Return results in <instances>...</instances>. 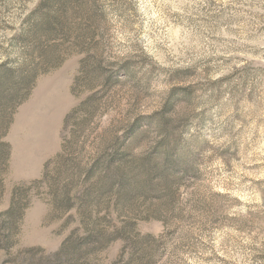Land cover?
I'll list each match as a JSON object with an SVG mask.
<instances>
[{"label":"rangeland","instance_id":"1","mask_svg":"<svg viewBox=\"0 0 264 264\" xmlns=\"http://www.w3.org/2000/svg\"><path fill=\"white\" fill-rule=\"evenodd\" d=\"M0 264H264V0H0Z\"/></svg>","mask_w":264,"mask_h":264},{"label":"trees","instance_id":"2","mask_svg":"<svg viewBox=\"0 0 264 264\" xmlns=\"http://www.w3.org/2000/svg\"><path fill=\"white\" fill-rule=\"evenodd\" d=\"M60 2H61V7H63L66 4L67 0H60ZM60 256L61 255L59 253L56 254V257H60Z\"/></svg>","mask_w":264,"mask_h":264}]
</instances>
